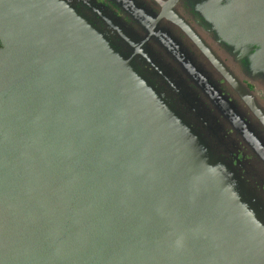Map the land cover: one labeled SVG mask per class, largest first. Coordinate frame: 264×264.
Here are the masks:
<instances>
[{
    "label": "water",
    "instance_id": "1",
    "mask_svg": "<svg viewBox=\"0 0 264 264\" xmlns=\"http://www.w3.org/2000/svg\"><path fill=\"white\" fill-rule=\"evenodd\" d=\"M0 39V264H264L262 204L74 4L0 0Z\"/></svg>",
    "mask_w": 264,
    "mask_h": 264
},
{
    "label": "flooded vegetation",
    "instance_id": "2",
    "mask_svg": "<svg viewBox=\"0 0 264 264\" xmlns=\"http://www.w3.org/2000/svg\"><path fill=\"white\" fill-rule=\"evenodd\" d=\"M66 1L104 33L136 81L148 84L169 111L201 133L231 163V175L260 188L264 201L259 8L251 0ZM244 13L252 17L247 26L239 18Z\"/></svg>",
    "mask_w": 264,
    "mask_h": 264
},
{
    "label": "rangeland",
    "instance_id": "3",
    "mask_svg": "<svg viewBox=\"0 0 264 264\" xmlns=\"http://www.w3.org/2000/svg\"><path fill=\"white\" fill-rule=\"evenodd\" d=\"M225 163L229 168H231V166H230L231 163H229L227 161ZM247 184H248V187H249L251 193L255 196V198L258 200V202H260L262 204V208H263V212H264V201L260 196V194H261L260 191L258 190L260 188H257L256 186L250 184L249 182H247Z\"/></svg>",
    "mask_w": 264,
    "mask_h": 264
}]
</instances>
